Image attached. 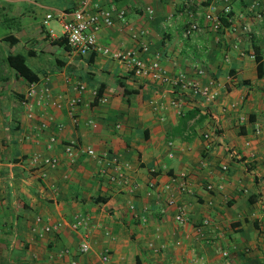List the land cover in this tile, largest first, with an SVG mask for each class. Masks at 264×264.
Wrapping results in <instances>:
<instances>
[{"label":"crops","instance_id":"crops-1","mask_svg":"<svg viewBox=\"0 0 264 264\" xmlns=\"http://www.w3.org/2000/svg\"><path fill=\"white\" fill-rule=\"evenodd\" d=\"M254 2L104 0L126 15L103 29L99 41L113 50L147 43L170 77L183 74L218 92L206 102L138 78L112 57L76 55L59 15L73 13L79 0H0V74L8 79L0 80V264H225V252L231 264H264V76L255 58L257 48L264 64V15L256 18ZM228 6L230 26L212 29L205 16ZM193 22L200 31L187 38ZM144 30V37L133 36ZM11 35L18 44L3 41ZM18 53L38 74L37 83L18 78L8 65L7 56ZM79 83L86 89L73 115L68 102L79 96ZM102 85L107 101L93 105ZM32 88L30 118L22 101ZM196 109L207 117L197 136L169 140L181 116ZM52 137L57 142L49 148ZM66 144L118 157L136 189L109 183L88 154L71 162ZM35 155L55 158L58 166L33 168ZM183 173L190 194L172 182ZM180 205L189 218L183 226L175 219ZM78 216L90 221L75 230ZM56 224L62 227L44 231ZM85 237L91 249L82 254Z\"/></svg>","mask_w":264,"mask_h":264},{"label":"built area","instance_id":"built-area-1","mask_svg":"<svg viewBox=\"0 0 264 264\" xmlns=\"http://www.w3.org/2000/svg\"><path fill=\"white\" fill-rule=\"evenodd\" d=\"M262 6L261 10L256 11L258 7ZM251 11L255 13L256 18H263L264 15V0H255L250 7ZM149 14H153V9H148ZM231 14L230 7H226L221 15L207 14L205 18L212 23V29L219 30L223 24L221 17L223 15ZM126 11L117 9L114 5H105L104 0H79L77 9L69 14L67 12H61L59 15V21L63 27V36L67 40L69 47L78 56H88L90 54H101L116 59L121 65L132 71L133 74L142 79L149 80L153 83L168 84L172 89L179 91L181 95H193L194 97H201L206 102L215 101L218 97V92L213 90L211 86L202 85L198 80L189 79L186 75L180 74L176 77H170L161 65V60L158 55L150 56V47L147 43H141V46L136 49L125 50H113L110 47H106L99 41V33L106 28H111L115 25L116 21L123 20L125 18ZM49 19L45 21L48 24ZM200 31L198 23H191L185 30L184 35L187 38L193 35V33ZM148 34V31H136L133 33L135 38H142ZM86 85L79 83L75 86V91L79 96L73 97L69 100V109L71 114L74 115L77 107L81 104V94L85 91ZM37 94L36 90L32 88L28 91L27 95L22 101V105L28 111L27 114L31 118L34 115V103L30 98ZM106 98L100 100L101 103L106 102ZM177 104L176 100H174ZM40 103V101H39ZM61 106V104H59ZM261 132V128L257 129V133ZM208 138V135L205 136ZM55 137L50 138L49 148H52L56 144ZM65 153L69 160L74 162L80 153L88 154L91 157L97 159L101 168L99 175L106 178L109 183L119 188L125 189L128 192H133L136 189V184L132 178L122 170L118 157H109L108 153L97 156L96 152L89 147L66 144L64 146ZM29 165L33 168L53 169L58 166V160L55 158H43L35 155L29 160ZM113 168V169H112ZM112 169V170H111ZM228 167L223 166V170H227ZM42 175L41 177H43ZM173 183H177V188L182 193L190 194L192 188L188 179V175L183 173L180 177L172 180ZM173 183L164 186V191L169 192L173 188ZM153 186V185H152ZM155 186V185H154ZM213 186L209 185L208 189L213 190ZM175 201L169 199L168 205H174ZM132 209L135 207L132 205ZM176 222L183 226L189 218L186 207L180 205L177 207ZM38 222L42 219L38 218ZM89 216H78L73 223V228L79 230L86 227L89 224ZM203 227L209 225V220H204ZM62 227L61 224L44 227L45 232L57 231ZM91 246L87 237L80 245V252L86 254L90 251ZM70 251H65L64 255H69ZM227 258L225 264H231L228 252L224 253ZM110 253L106 252L103 255V261L108 262ZM70 264H79L76 260H72ZM192 264H206L202 259H196L192 261Z\"/></svg>","mask_w":264,"mask_h":264},{"label":"trees","instance_id":"trees-1","mask_svg":"<svg viewBox=\"0 0 264 264\" xmlns=\"http://www.w3.org/2000/svg\"><path fill=\"white\" fill-rule=\"evenodd\" d=\"M230 18H231V14L223 15L221 17L222 24L226 27H229ZM3 41L6 43H9L12 46L19 43V40L13 35L3 39ZM67 45H68V42H67ZM255 51H256L255 58L258 64V75L260 78H262L264 76L263 58H262L260 51L257 48ZM6 61L8 65L10 66V68L15 71L16 76L18 78H22L30 83H37L39 81L38 74L34 70H32V68L28 65L27 57L24 54L22 53L9 54L7 56ZM0 80L7 81L8 79L3 77L0 74ZM104 87L105 85H102L101 88H98L96 90V98L93 102V105L100 103V100L103 98V93L105 89ZM133 93H136V91L131 92V91H128L127 89L125 90V94H133ZM206 118H207L206 116L201 115L200 109L187 112L186 114L181 116L179 125L173 129L172 134L168 139L171 140L175 137L181 136L186 141H189V142L192 141L197 136L196 126L202 125L204 121L206 120ZM18 129L19 128L17 126L15 130H18Z\"/></svg>","mask_w":264,"mask_h":264},{"label":"rangeland","instance_id":"rangeland-1","mask_svg":"<svg viewBox=\"0 0 264 264\" xmlns=\"http://www.w3.org/2000/svg\"><path fill=\"white\" fill-rule=\"evenodd\" d=\"M37 20H41V16L40 15L38 16ZM18 52H20V51H18Z\"/></svg>","mask_w":264,"mask_h":264}]
</instances>
